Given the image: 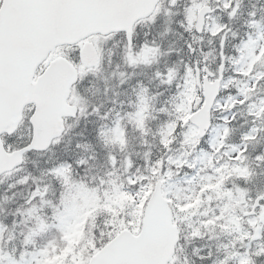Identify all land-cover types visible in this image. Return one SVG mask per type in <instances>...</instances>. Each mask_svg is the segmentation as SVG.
I'll use <instances>...</instances> for the list:
<instances>
[{"label":"trees","instance_id":"trees-1","mask_svg":"<svg viewBox=\"0 0 264 264\" xmlns=\"http://www.w3.org/2000/svg\"><path fill=\"white\" fill-rule=\"evenodd\" d=\"M184 1L166 0L159 15L136 29L137 53L142 48H158L162 52L152 70L139 73L130 68L126 42L116 35L105 55L108 71L118 76L124 73L126 81L121 83L118 76H84L86 80L83 77L75 88L76 99L86 100L96 90L90 97L91 105L84 108L87 114L48 152L28 155L22 168L0 179L1 213L5 211L0 213L2 257L16 263L20 259L31 262L44 251L50 254L55 248L65 247L61 223L66 221L75 201L79 210L91 201L87 222H91L93 233L81 241H71L69 257L60 262L65 264L67 259L68 264H88L121 231L140 232L146 204L156 183L162 181L181 231L172 264H262V237L256 243L258 232L253 229L248 230V236L244 232L237 234L232 222L234 214L239 213L235 190L238 184L242 189L248 187L244 177L233 170L218 169L219 164L230 163L227 157L218 162L216 158L202 161L203 156L215 153L211 135L192 149L177 153L181 134L189 126L196 62L189 46L193 42L190 34L182 33L175 39L171 31L177 21L175 11ZM244 1L232 23L227 45L226 76L238 79L234 85L236 97L244 95L241 101L234 102V118L226 124L229 145L237 144L249 132L252 126L247 123L245 111L259 103L261 92L264 99V73L256 84L257 90L250 93L243 90L249 80H256L259 70L239 75L241 71L236 69L249 54L251 40L260 28L259 0ZM223 32L222 28L216 32L217 44ZM74 59L78 57L75 55ZM170 74V82H162L158 76ZM95 108L100 109L101 115L106 113V118L101 119ZM229 112V106L217 110L215 121L227 117ZM248 153L259 171L254 164L255 160L260 164L259 149ZM183 156L185 161H176ZM61 157L68 159L61 163ZM262 164L264 167V159ZM49 169L53 171L50 173ZM20 178L22 182L18 183ZM20 185L27 186L25 195L14 199ZM40 187L48 189L45 198L29 197V192ZM131 194L140 195L141 200L137 196L131 198ZM39 223L46 227L38 231Z\"/></svg>","mask_w":264,"mask_h":264},{"label":"water","instance_id":"water-1","mask_svg":"<svg viewBox=\"0 0 264 264\" xmlns=\"http://www.w3.org/2000/svg\"><path fill=\"white\" fill-rule=\"evenodd\" d=\"M161 0H75V6L62 10L54 15L48 24L39 27L22 41L21 51L10 55L6 66L5 90L0 99V128L15 133L23 119L24 109L28 105H35L36 131L33 133V150L47 151L52 141L60 138L65 132V119L76 117L78 108L70 106L68 99L71 88L78 81L76 69L71 83L66 84L64 79L58 78L47 88H41L42 76L37 80L32 78L38 68L54 53L59 46L76 45L93 36H108L112 33L131 32L135 24L143 18L149 17ZM212 13L210 7H204L196 24V31L203 34L206 18ZM224 46V43L223 45ZM87 63L89 68L99 65V56L95 46L87 43ZM38 54V55H37ZM34 61V62H33ZM220 68V77L214 83L205 79V105L194 114L191 123L199 128L200 137L204 138L211 128L212 108L220 94L225 66ZM67 59L58 58L50 63L44 71L47 75L54 67L63 66ZM28 71L30 84L27 88L21 86V69ZM198 85L200 82L198 73ZM203 99L196 101L195 110H198ZM66 111L69 115L57 117V112ZM3 155H0V176L13 171L23 164L25 154L20 162L10 159L13 153H7L2 135H0ZM24 149V148H23ZM259 199L255 210L259 207ZM180 241V231L174 224L173 211L163 195V184L158 182L145 211L143 228L139 235L129 230L121 232L106 245L89 264H170L174 261L177 245Z\"/></svg>","mask_w":264,"mask_h":264},{"label":"rangeland","instance_id":"rangeland-1","mask_svg":"<svg viewBox=\"0 0 264 264\" xmlns=\"http://www.w3.org/2000/svg\"><path fill=\"white\" fill-rule=\"evenodd\" d=\"M211 0H207V2H209ZM218 1V0H215ZM203 6L202 3H199L196 0H188L187 4H184V6L182 7V10L179 13V18L176 21V23L174 25H172V30H174L173 34L175 36L180 35V33H182L181 29H179V27L185 28V30L187 32H194V26H195V22H196V17H197V13L199 11V9ZM177 18V17H176ZM217 19H211L210 20V27L208 30V40L210 43H212L211 40V36L215 34L216 29L217 28H211V24L213 23V21H215ZM179 21V22H178ZM177 22L180 25L179 27L177 26ZM218 27V26H216ZM193 34V33H192ZM194 41H197V36L194 35ZM255 42L253 43V49H252V53L250 55H246L242 60H241V66L240 69L245 71L247 70V68L249 67V64L251 63V61L259 54L262 45H263V41H264V28H262V33L260 34V36L258 38H255L254 40ZM96 46L98 47L99 51L106 54L107 50H108V44L107 42L103 41V40H99V39H94L93 41ZM211 47V44L210 46ZM193 48V47H191ZM103 49V51H102ZM145 50L142 49L141 52L138 53H130L129 55V59L130 61H133V57H136V61L135 64L133 66L134 70H137V72L139 73H146L147 69H153L154 66V62H159L160 61V57L162 55V52L160 49H151V50H146L147 52V56L144 54ZM70 54L72 53V51H67L65 49L60 50L59 54ZM212 52L209 53V55H211ZM103 65L100 68L97 69H92L90 71L87 72L86 70H82L84 75L88 74H94V76L96 78H105L108 77L109 79L118 76L115 73H110L108 70L110 69L109 61L107 60V58L105 56H103ZM215 59V58H214ZM216 68L219 67V63H215L214 64ZM210 68L213 69L214 66H212V64H210ZM160 80L162 82H169V78H172L173 74H170L169 76H162V75H158ZM86 80V77H84ZM119 81L121 83H124L126 81V75L124 74H120L118 76ZM230 80L227 82L229 83ZM95 89L92 90V92L90 93V95L88 96V98L86 100L83 99H77L76 101L73 100V104H77L79 106H81V108H85L87 109V105L91 104V98L93 95H95ZM196 97L197 98L198 95V90L196 87ZM84 101V102H83ZM193 102V100H192ZM181 105H185L184 102H180ZM222 133H223V127L218 126L215 128L214 131V140H213V145L217 148L219 146H221V137H222ZM31 137V133L30 130L28 129H24L21 134H19L15 140H11L10 144H11V149H17L19 146L23 145L25 142H28L30 140ZM250 139H253V134L249 135ZM182 141L183 144L181 145L182 147H185V149H192L193 147H195L196 145L199 144V137H198V132L197 130L193 127V126H189L187 128V130L184 132V135L182 136ZM231 151V152H230ZM239 151V149L234 148L232 150H229L227 153L228 156L233 157V159H235L234 157H236V153ZM211 160V156L207 155V156H203L202 157V161H210ZM237 159H235V170L236 172L245 175L246 174V168L243 167L239 162L236 161ZM176 161H185V158L183 156L182 159L177 158ZM15 176V174L12 176V178ZM22 179L20 178L18 183H21ZM0 185H2V183H0ZM19 187V192L17 194L14 195V199L20 198L21 194H24V190L27 188V186L25 185H20ZM7 190V189H6ZM258 188H256V192H251V191H243L242 189H239L238 187L236 188V193L238 196V199L236 200L237 203H239L240 205L242 204H247V202L252 199V196L257 193ZM262 190H263V194H262ZM8 192V191H6ZM47 192L48 189L46 188H37L36 190H34L32 192V194H30L29 192V197L31 196H37V195H42L44 198L47 196ZM260 194H262L264 196V184L262 185V188L260 189ZM245 194V195H244ZM25 195V194H24ZM137 195L135 194H131V198H135ZM139 201L141 200L140 195L137 196ZM250 197V199H249ZM91 203V201H89L81 210H79L78 208V202L75 201L73 203V207L70 208L69 212L67 213V219L64 223H61L62 227H63V232H64V243H65V247L61 248V249H56L54 250L53 253L49 254V257L52 258L53 260L56 261V264H60V262L65 259L66 257H69V253L68 250H71L72 248V244L70 243L73 240H78L81 241L82 239L87 238V236L91 233H93V229H92V224L91 222H87L88 217H89V204ZM252 208V206L249 207H239L238 214H234V216L232 217V222L235 223V230L237 232V234H239V232H244V234H247L248 236V230L253 229V231H255L256 233L258 232V235L255 237L256 243L257 241L263 236L262 235V224H263V219L264 217L262 215H264V203L262 205V210H259L258 213V217H245V212L250 211ZM56 209V208H55ZM5 213V211H2L1 215H3ZM55 217V216H54ZM258 218V219H257ZM260 222H262V224H260ZM56 223V222H55ZM244 226V227H242ZM2 233L0 232V237ZM65 237H67V239H65ZM263 243V241H262ZM260 245V243H259ZM78 248L82 249V247L77 246ZM255 248V246H254ZM43 257L41 256V254L36 257L35 259H32L31 262H27V261H23L20 262V260H18V263L14 262L13 260H11L10 258H5L2 257L0 254V264H37V261L42 259ZM57 259H59V261H57Z\"/></svg>","mask_w":264,"mask_h":264},{"label":"snow or ice","instance_id":"snow-or-ice-1","mask_svg":"<svg viewBox=\"0 0 264 264\" xmlns=\"http://www.w3.org/2000/svg\"><path fill=\"white\" fill-rule=\"evenodd\" d=\"M75 6V0H0V99H2L5 90L6 81V66L7 61L14 52L21 51L22 41L24 38L31 35L39 27L48 24L50 19L61 12L64 9ZM135 35L134 30L131 32H125V36L128 41V47L136 50V45L133 43V37ZM143 47V45H141ZM76 57L70 54L67 57V62L63 66L54 67L51 72L44 75L42 72L40 75L43 77L41 80V88H47L51 83H53L58 78L64 79L65 83H71V78L74 75L76 69L73 65L78 62L81 66L87 63L88 51L82 45H77L74 49ZM38 55V54H37ZM34 62V61H33ZM32 78H35L34 75ZM30 84V79L28 71L26 68L21 69V86L27 88ZM94 111L97 115L104 119L106 118V113L104 115L100 114V109L95 108ZM57 117L62 118L65 115H69L66 111L57 112ZM35 116V113H33ZM72 118H75L72 116ZM29 124L32 125V131L35 134L36 126L35 121L30 118ZM5 133V129L0 128V135ZM7 134L10 140H15L16 137L11 130H7ZM79 147V145H76ZM11 147V144H9ZM33 145H27L24 149L17 150L15 153L9 156L10 159H14L16 162H20L21 157L24 153L33 150ZM2 143H0V155H3ZM67 157H61V163L67 160ZM264 159V157H261ZM56 165L55 167H59ZM80 162H77V167H80ZM53 169H49L51 173ZM46 227L45 224L39 223L37 225V230H43ZM67 239V237H65ZM42 259L37 261V264H56V261L49 257L47 251L41 253ZM65 264H68L67 259ZM72 264H75L73 261Z\"/></svg>","mask_w":264,"mask_h":264},{"label":"flooded vegetation","instance_id":"flooded-vegetation-1","mask_svg":"<svg viewBox=\"0 0 264 264\" xmlns=\"http://www.w3.org/2000/svg\"><path fill=\"white\" fill-rule=\"evenodd\" d=\"M262 1H264V0H260L261 10H262ZM219 11L222 12V8L221 7H219ZM260 129H262V118L260 120ZM261 157H262V130H261V133H260V163L262 165V159H261ZM260 184L262 185V177L260 179Z\"/></svg>","mask_w":264,"mask_h":264}]
</instances>
